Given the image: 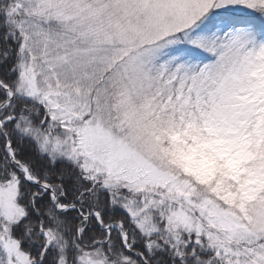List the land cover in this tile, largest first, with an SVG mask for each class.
<instances>
[{
    "label": "snow or ice",
    "instance_id": "6c2138e0",
    "mask_svg": "<svg viewBox=\"0 0 264 264\" xmlns=\"http://www.w3.org/2000/svg\"><path fill=\"white\" fill-rule=\"evenodd\" d=\"M0 264H264V0H0Z\"/></svg>",
    "mask_w": 264,
    "mask_h": 264
}]
</instances>
